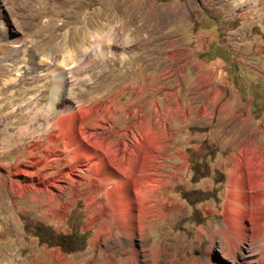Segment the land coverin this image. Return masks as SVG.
Returning a JSON list of instances; mask_svg holds the SVG:
<instances>
[{"label": "rangeland", "instance_id": "1", "mask_svg": "<svg viewBox=\"0 0 264 264\" xmlns=\"http://www.w3.org/2000/svg\"><path fill=\"white\" fill-rule=\"evenodd\" d=\"M221 62L235 64V83L247 88L234 107L210 85ZM61 70L70 84L59 108L95 105L89 126L105 115L98 140L117 167L137 152L144 169H162L166 216L134 238L137 264H203L235 168L264 160V0H0V264H120L130 255L132 240L112 218L111 237L93 243L111 208L101 180L93 200L91 169L71 171V153L31 168L36 152L43 160L53 150L58 115L35 116ZM20 165L34 176L16 173ZM213 258L234 264L218 250Z\"/></svg>", "mask_w": 264, "mask_h": 264}, {"label": "bare ground", "instance_id": "2", "mask_svg": "<svg viewBox=\"0 0 264 264\" xmlns=\"http://www.w3.org/2000/svg\"><path fill=\"white\" fill-rule=\"evenodd\" d=\"M84 51V55L87 57L89 51L86 48ZM69 68L71 67L67 65L65 70ZM65 70L56 73L55 85L52 88L51 102L48 105V109L46 111L39 109L35 116L42 115V112L46 118L49 115H58L49 125L47 137L53 144V150L43 160H38V154L37 152L35 153V150L40 146V142L38 144L35 143L36 141L32 142L34 146L31 151L35 154L30 164L31 168L35 173H40L41 168L39 166L41 164L49 165L54 158L57 159L56 156L61 158L65 154L71 153L72 157L77 159V163L70 167L71 171H78V164L91 169L96 178V182L92 186L94 189L93 200L99 198L100 186L98 182L101 180L104 183L101 187L103 194L109 200V208L112 210H110L109 218L105 216L102 219L103 226L105 223L106 227L104 226L98 232L93 243L97 242L101 234L106 233V231L109 232V235L106 234L105 236L111 237L112 226L110 222L112 218L116 222L114 228H118L128 239L132 240L130 249L125 251L130 253V255L126 256L125 260L121 259L120 264H126L127 259L137 264L140 249L137 247L134 238L145 234L146 229L151 226L153 220L166 216L161 207L166 197L160 196L161 187L166 183V180H163L162 169L158 167L157 162L151 164L147 170L144 169L140 162V154L138 155L137 152L130 154L127 161L122 165L118 164L117 167L116 161L108 155L111 149L110 143L106 145V138L98 140L101 133L105 132L109 127L104 123L105 115H98V121L89 126V121L96 116L97 112L100 113L99 109L94 107L95 105L89 108H81L79 104L74 105L71 103L64 108H59V104L62 105L60 103V94L70 84L67 76H65ZM106 108L110 110V107L106 106ZM29 128H23V131L25 132ZM42 132L39 134H42ZM63 141L67 145L66 149L61 148L60 143ZM156 149H159L158 144ZM263 165V159L251 158L245 163V166L240 165L235 168L223 210L224 220L221 226L214 232L212 231V234L210 233L211 242L207 246V256L202 261L203 264H225L222 260L213 258L215 250L220 251L225 257H230L234 264H255L257 261L254 256L264 252ZM29 172L28 168L21 167V165L16 169V173L21 174V176L22 174L23 176H29V178L34 176V174L29 175ZM118 172H120V175H118ZM31 180L34 181L36 178ZM32 181L29 184H24V189L31 187L34 184ZM52 185H56V183L51 181L46 186L50 187ZM80 185L81 182L75 184L74 187L76 188ZM39 191L42 192L44 190L39 189ZM169 207L171 212L177 208L172 203L169 204ZM203 233L204 229H201V234ZM217 235L220 237V246L218 247L215 245ZM245 242L248 246L247 251L242 247ZM103 244L107 248V243ZM121 246H123L122 242L118 243V248L114 249V252L119 250ZM260 248L262 252H259ZM260 258L262 263L259 264H264V254Z\"/></svg>", "mask_w": 264, "mask_h": 264}, {"label": "crops", "instance_id": "3", "mask_svg": "<svg viewBox=\"0 0 264 264\" xmlns=\"http://www.w3.org/2000/svg\"><path fill=\"white\" fill-rule=\"evenodd\" d=\"M215 63H212V64H215ZM220 68L221 70L219 72L216 71V68L212 69V74H211L212 77H211L210 85H213V86L220 85L219 87L223 88L222 98H225L223 99L224 100L223 105L225 107L237 106L239 105V101H240L239 95L242 96L241 94H243V92H246L247 88H243L245 84L244 86H241V84L238 85L237 83H235L236 76H234L233 73H236L237 66H234V68L232 69L231 66H229L227 63H222L220 65ZM242 98L245 99V96L244 97L242 96ZM248 99L251 101V106L249 105V107H251L253 110L254 109L253 108L254 98H248Z\"/></svg>", "mask_w": 264, "mask_h": 264}, {"label": "trees", "instance_id": "4", "mask_svg": "<svg viewBox=\"0 0 264 264\" xmlns=\"http://www.w3.org/2000/svg\"><path fill=\"white\" fill-rule=\"evenodd\" d=\"M234 66H236V65L234 64Z\"/></svg>", "mask_w": 264, "mask_h": 264}]
</instances>
